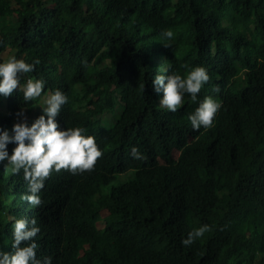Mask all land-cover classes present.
Instances as JSON below:
<instances>
[{"label":"trees","instance_id":"1","mask_svg":"<svg viewBox=\"0 0 264 264\" xmlns=\"http://www.w3.org/2000/svg\"><path fill=\"white\" fill-rule=\"evenodd\" d=\"M13 55L39 64L0 95V131L31 126L59 89V130L86 129L103 155L90 172L53 171L36 207L0 161V251H14L16 219L35 218L51 264H264V0H0V63ZM197 66L210 77L197 100L161 107L154 77ZM30 78L45 83L26 102ZM207 96L222 107L193 130Z\"/></svg>","mask_w":264,"mask_h":264},{"label":"clouds","instance_id":"2","mask_svg":"<svg viewBox=\"0 0 264 264\" xmlns=\"http://www.w3.org/2000/svg\"><path fill=\"white\" fill-rule=\"evenodd\" d=\"M161 35L168 40L174 36L171 30L164 31ZM163 46L170 48L171 44ZM35 64H39L38 59L30 64L17 59L14 55L0 63V95L7 97L17 90L21 74L32 72ZM209 80L206 68L197 66L185 76L176 72L168 75L158 74L152 80V84L155 92L163 91L161 107L176 112L182 105L185 94H189L191 99L196 101L198 93ZM44 83L42 79H28L23 89L24 100L28 102L40 97ZM67 102L68 97L57 89L47 98L46 107L42 109L43 114L31 126H28L24 119L13 124L12 135H9L7 130L0 131V161L7 160L13 174L23 171L29 194L23 195L22 199L33 207L43 203L39 193L49 184L50 181L46 179L53 171L59 173L61 170H67L72 174L90 172L103 155L96 138L84 134L86 129L75 127L59 130L55 118ZM221 107L222 104L217 99L205 97L195 112L188 117L193 130H199L201 126L211 127ZM9 143L16 145L10 156L7 151ZM131 154L135 159H143L136 147L131 148ZM209 231L210 226L202 225L191 231L182 244L189 246ZM39 232L40 227L35 218L16 219L12 244L14 251L11 253L0 251V264H51V257H45L43 261L37 259L38 244L35 237ZM22 242H25L24 246H21Z\"/></svg>","mask_w":264,"mask_h":264},{"label":"rangeland","instance_id":"3","mask_svg":"<svg viewBox=\"0 0 264 264\" xmlns=\"http://www.w3.org/2000/svg\"><path fill=\"white\" fill-rule=\"evenodd\" d=\"M177 154H178V152H177V151H173V156H174V157H176V156H177Z\"/></svg>","mask_w":264,"mask_h":264}]
</instances>
